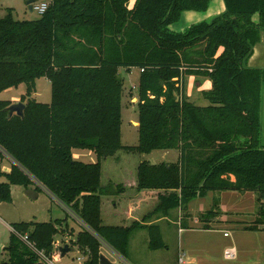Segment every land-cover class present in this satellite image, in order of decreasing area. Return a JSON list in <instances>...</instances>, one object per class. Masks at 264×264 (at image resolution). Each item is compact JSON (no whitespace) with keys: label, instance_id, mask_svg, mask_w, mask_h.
I'll return each mask as SVG.
<instances>
[{"label":"trees","instance_id":"trees-1","mask_svg":"<svg viewBox=\"0 0 264 264\" xmlns=\"http://www.w3.org/2000/svg\"><path fill=\"white\" fill-rule=\"evenodd\" d=\"M212 1L50 0L37 19L17 21L11 11L0 19V92L26 86L22 117H9L11 102L0 101V202L11 201V187H43L85 225L71 242L88 255L82 264H99L102 244L126 262L136 229L147 231L149 250L165 248L160 227L148 222L178 207L186 212L190 201L210 192L257 194L256 221L240 224L264 227V69L245 66L264 31V0H223L225 12L210 22L170 30L184 12H206ZM119 68L140 70L133 147L121 144ZM188 72H205L210 80L201 93L207 105L182 96ZM41 78L51 84L48 104L31 99ZM73 150L91 151L97 161L74 160ZM167 150L179 152L177 162L142 161L137 168L138 191L159 201L154 211L129 228L102 225L100 159ZM218 214L212 209L200 219ZM62 224L67 218L15 225L0 264H46L38 253L52 259Z\"/></svg>","mask_w":264,"mask_h":264},{"label":"rangeland","instance_id":"rangeland-1","mask_svg":"<svg viewBox=\"0 0 264 264\" xmlns=\"http://www.w3.org/2000/svg\"><path fill=\"white\" fill-rule=\"evenodd\" d=\"M27 1L28 0H0V19L6 16L7 11H11L13 19L17 21H30L37 19L39 15L30 11ZM40 1L49 0H37V2ZM195 15H197L194 19L195 21L185 23L184 20L180 19L178 22L169 27L170 30L174 32L184 31L191 24L202 21L210 22L216 16L212 12L195 13ZM254 50L255 53L247 61L246 67L264 68V44L261 43L260 45H257ZM256 56L258 57L254 59ZM139 74L140 70L137 68L118 69V77L123 81L121 143L122 145L128 147L135 146L138 141V130L137 127L134 126V123H138L139 117L138 107L136 105L138 102L137 85ZM36 83L37 90L36 93L32 95L31 99L43 104L50 103V83H48L44 78L38 79ZM182 84L184 87L182 96H184L189 102L194 103L197 106L207 105V102L201 95L202 91L208 90L211 87V82L208 77L205 76V72H188L187 74H184L182 77ZM25 93L26 86L24 84H19L17 87L9 88L0 92V101H9L11 102V105L20 103L22 101V97L25 96ZM177 97L178 102L180 101V96L178 95ZM261 98V142L264 146V85L262 86ZM159 153L160 152H154V154L145 157L139 153H125L121 151L118 154L120 161L116 162L115 158H108L104 160L102 162V184H105L108 179H112L110 177L115 178L117 176L118 179H120V177L126 179V176L123 177V175L128 172L127 170H135L134 172H136V164L146 160H151V162L155 161L157 160V155H159ZM72 156L74 160H79L83 163H93L97 161L93 152L88 150H73ZM28 189L35 190V187L30 186ZM25 190L20 186L11 187V201L0 202V263H4L8 259L7 249L10 246L13 230L14 227H16L15 225L30 222L50 223L55 220L65 218H67V224H62L59 227L60 232L55 237L54 253L51 263H84L88 255L77 247L74 248V253L67 254L64 258H59L57 255H59V247L64 245L72 247L71 242L76 241L78 232L82 230L85 225L71 213L67 212L65 207L62 205L60 206V203L58 204V202L43 187H40L38 191L35 190L38 195L35 199L28 198L25 195ZM213 194L221 197L220 201L222 202L223 200L224 204L220 206L217 198L214 208L211 206L209 209L217 211L219 213V217H222V219L231 217L232 220L238 221V224L244 222L245 224L251 226L253 225V222L256 221L260 210V205L257 201V194L251 192H236L235 194H222L221 192H214ZM201 201L203 200L198 199L196 202H193V208H195L198 203H200L203 207L204 205ZM228 207H233V209H236L239 213L226 214ZM144 211L146 212L147 209H144ZM105 213L106 212H104V219L105 222H108ZM185 215H187V212L182 211L180 207H178L174 210L168 211L166 217H159L162 219H160L161 221L153 222V224L160 227L162 239L166 246L163 249L152 251L147 249L146 246H143L145 236L147 235V231H143L142 233H144V236H140L138 241L135 240L136 237H133V234L130 236V248L132 254L130 256L128 255L126 262L124 260L120 262V260L110 254L108 249H106L105 246L107 245L105 244H102L100 247V255L105 256L112 264H176L178 256V235L180 228L185 226L186 220L183 218ZM197 216L199 217V220L203 221L213 218V216H202L203 219H200V214H197ZM259 218L262 220L264 219L263 217ZM56 256L58 258H56ZM77 258H80V260L77 261ZM41 262H43V259H41ZM51 263L47 262L46 264Z\"/></svg>","mask_w":264,"mask_h":264},{"label":"crops","instance_id":"crops-1","mask_svg":"<svg viewBox=\"0 0 264 264\" xmlns=\"http://www.w3.org/2000/svg\"><path fill=\"white\" fill-rule=\"evenodd\" d=\"M225 11V5L223 1L213 0L206 13L212 12L214 15ZM195 13L187 11L181 15V19L185 23H191L195 21L197 15ZM199 23V22H198ZM196 24V23H194ZM258 56L254 57L257 58ZM253 59V60H254ZM252 60V61H253ZM48 83L50 81L44 78ZM38 81V80H37ZM37 84V83H36ZM51 86V84H50ZM37 90V89H36ZM36 93V91H35ZM34 93V94H35ZM134 126H138V123H134ZM122 144V143H121ZM124 146V145H123ZM118 151L114 156L101 158V176H102V162L108 158H115L116 162L120 161ZM124 152V151H123ZM154 152H160L157 160L152 161L146 160L150 164L158 163H175L179 158V152L175 150L167 151H153L150 154L144 155L150 156ZM127 153V152H125ZM94 154V153H93ZM95 155V154H94ZM96 156V155H95ZM79 161V160H78ZM94 163V162H93ZM139 164H136L135 170H127L128 172L123 175L126 179L120 177V179L110 177L105 184H102L100 177V185L104 190V194L101 195V223L104 226L111 227H125L129 228L135 223L141 222L143 217L154 211L158 206L159 201L156 198L146 197L141 191L137 189V168ZM10 161L3 163L2 168L5 172L10 171ZM134 169V168H133ZM134 172V174H133ZM132 174V176H131ZM28 190V189H27ZM26 191V190H25ZM35 191V190H34ZM214 193V192H213ZM208 193L204 197H197L187 204L186 212L183 218L186 220L185 226L179 230V241H178V256L176 264H264V227H260V230H248L245 229L238 221H234L231 217L222 219V217L215 216L210 220H205V222H200L197 214L201 215L208 212L210 207L214 208L216 199L218 198V204L221 206L224 201L221 197ZM222 194L232 193L235 191H224ZM225 196V195H223ZM38 197V196H37ZM52 198V197H51ZM53 199V198H52ZM203 200V207L200 203H196V207L193 208V202L197 200ZM57 201V200H56ZM58 202V201H57ZM59 204V202H58ZM191 204V205H190ZM195 204V203H194ZM61 206V204H59ZM203 208V209H202ZM64 209V208H63ZM144 209L147 211L145 212ZM67 212H69L67 210ZM104 212L108 222H105ZM239 213L234 210L233 207H228L226 214ZM198 217V218H197ZM161 218L153 217L148 224H153L155 221H161ZM146 231L145 229L133 230L130 236L136 237L135 240L138 241L140 236H144L142 233ZM227 234V236H225ZM148 233L145 236V242L143 246L148 249ZM137 245V243H136ZM130 237L128 243V255L132 254L130 248ZM106 249L112 254L116 259L123 261L115 252H113L109 247L105 246ZM138 247V245H137ZM231 250L234 253L233 258H226L225 252ZM140 259V257H139ZM146 263V262H140Z\"/></svg>","mask_w":264,"mask_h":264},{"label":"water","instance_id":"water-1","mask_svg":"<svg viewBox=\"0 0 264 264\" xmlns=\"http://www.w3.org/2000/svg\"><path fill=\"white\" fill-rule=\"evenodd\" d=\"M37 0H28L27 1V5L29 6L30 11L32 12L31 9V5L33 3H35ZM250 68H254V67H250ZM176 96V101L178 99L177 95ZM23 109H24V104L23 103H16V104H12L8 107V113H9V117H11L12 115L16 114L18 117H22L23 116ZM25 195L30 198V199H35L37 198V193L32 190V189H28L25 191ZM75 249L70 247L69 245H64L62 247L58 248V253L60 258H64L67 254L70 253H74ZM99 264H112L105 256L100 255L99 257Z\"/></svg>","mask_w":264,"mask_h":264},{"label":"built area","instance_id":"built-area-1","mask_svg":"<svg viewBox=\"0 0 264 264\" xmlns=\"http://www.w3.org/2000/svg\"><path fill=\"white\" fill-rule=\"evenodd\" d=\"M49 4H50V0L49 1H40V2H35L31 5V9H32V12H35L37 15L42 16L48 9L49 7ZM142 71V70H141ZM225 236H227V234H225ZM40 259H43V262L47 263H51V260H48L44 254L42 252H39L38 253ZM225 257L226 258H233L234 257V253L233 251L231 250H227L225 252ZM80 258H77V261H79ZM52 264V263H51ZM180 264H182L181 260H180Z\"/></svg>","mask_w":264,"mask_h":264},{"label":"flooded vegetation","instance_id":"flooded-vegetation-1","mask_svg":"<svg viewBox=\"0 0 264 264\" xmlns=\"http://www.w3.org/2000/svg\"><path fill=\"white\" fill-rule=\"evenodd\" d=\"M223 1V0H222ZM211 3V2H210ZM224 3V2H223ZM225 5V4H224ZM210 6V5H209ZM209 8V7H208ZM208 10V9H207ZM225 12V11H224ZM223 12V13H224ZM222 14V13H221ZM220 15V14H219ZM252 19H253V22H255V24L256 25H258L259 24V15L258 14H255L253 17H252ZM202 22H205V21H202ZM200 23V22H199ZM197 24V23H196ZM192 25H194V24H191L190 26H192ZM189 26V27H190ZM189 27H187V28H189ZM186 28V29H187ZM185 29V30H186ZM184 30V31H185ZM180 32H183V31H180ZM261 43H263L264 44V31L263 30H261V29H259V31H258V37H257V39L255 40V42L251 45V56L249 57V59L254 55V53H255V48H256V46L257 45H260ZM248 59V60H249ZM247 60V61H248ZM247 61L245 62V66H246V63H247ZM250 68V67H249ZM253 69H264V68H258V67H254ZM264 85V84H263ZM262 92V91H261ZM262 99V98H261ZM262 102V101H261Z\"/></svg>","mask_w":264,"mask_h":264}]
</instances>
